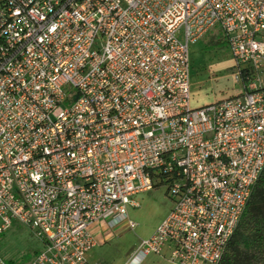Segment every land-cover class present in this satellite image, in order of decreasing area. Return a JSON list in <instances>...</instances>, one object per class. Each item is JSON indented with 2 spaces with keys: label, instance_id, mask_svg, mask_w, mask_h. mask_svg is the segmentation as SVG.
Segmentation results:
<instances>
[{
  "label": "built area",
  "instance_id": "obj_1",
  "mask_svg": "<svg viewBox=\"0 0 264 264\" xmlns=\"http://www.w3.org/2000/svg\"><path fill=\"white\" fill-rule=\"evenodd\" d=\"M213 30L239 90L193 110ZM263 168L264 0H0V233H34L28 264H89L91 226L134 229L159 185L174 206L129 264H218Z\"/></svg>",
  "mask_w": 264,
  "mask_h": 264
},
{
  "label": "rangeland",
  "instance_id": "obj_2",
  "mask_svg": "<svg viewBox=\"0 0 264 264\" xmlns=\"http://www.w3.org/2000/svg\"><path fill=\"white\" fill-rule=\"evenodd\" d=\"M190 108L199 109L239 90L233 85L236 65L217 30L189 46ZM138 208L128 209V218L136 224L129 229L124 223L110 229L112 238L104 247L93 248L86 258L90 264H120L142 240L150 237L157 225L174 206L166 186L159 185L133 197ZM42 249L41 242L27 227L14 222L0 233V257L7 264H28ZM152 255V254H151Z\"/></svg>",
  "mask_w": 264,
  "mask_h": 264
},
{
  "label": "trees",
  "instance_id": "obj_3",
  "mask_svg": "<svg viewBox=\"0 0 264 264\" xmlns=\"http://www.w3.org/2000/svg\"><path fill=\"white\" fill-rule=\"evenodd\" d=\"M218 264H264V168Z\"/></svg>",
  "mask_w": 264,
  "mask_h": 264
},
{
  "label": "crops",
  "instance_id": "obj_4",
  "mask_svg": "<svg viewBox=\"0 0 264 264\" xmlns=\"http://www.w3.org/2000/svg\"><path fill=\"white\" fill-rule=\"evenodd\" d=\"M90 232L96 241V246L94 248L104 247L108 243V241H110V239L112 238L111 230L103 222L93 224L90 228ZM136 249L137 248L132 250L129 253V255L126 257V259L124 261H122L120 264H129V261L133 257ZM168 255H169L168 250H165L163 252V254L160 256L148 255V256L144 257L143 259H141L138 262L133 263V264H174L168 260ZM86 260L90 264V262L88 261L87 258H86ZM96 264H100V263L97 262Z\"/></svg>",
  "mask_w": 264,
  "mask_h": 264
}]
</instances>
